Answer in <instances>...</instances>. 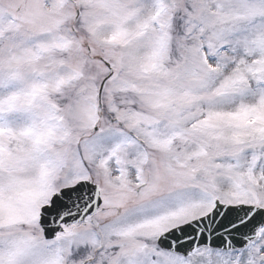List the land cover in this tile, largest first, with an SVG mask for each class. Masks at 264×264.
<instances>
[{
	"label": "snow or ice",
	"instance_id": "snow-or-ice-1",
	"mask_svg": "<svg viewBox=\"0 0 264 264\" xmlns=\"http://www.w3.org/2000/svg\"><path fill=\"white\" fill-rule=\"evenodd\" d=\"M0 264H264V0H0Z\"/></svg>",
	"mask_w": 264,
	"mask_h": 264
}]
</instances>
